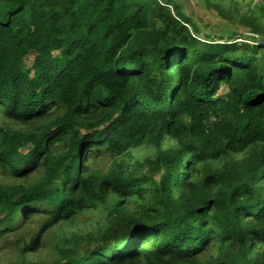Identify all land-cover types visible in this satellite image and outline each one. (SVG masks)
Wrapping results in <instances>:
<instances>
[{"label":"trees","instance_id":"1","mask_svg":"<svg viewBox=\"0 0 264 264\" xmlns=\"http://www.w3.org/2000/svg\"><path fill=\"white\" fill-rule=\"evenodd\" d=\"M241 1L204 0L253 37L224 42L166 0H0L6 264H264V0Z\"/></svg>","mask_w":264,"mask_h":264},{"label":"rangeland","instance_id":"2","mask_svg":"<svg viewBox=\"0 0 264 264\" xmlns=\"http://www.w3.org/2000/svg\"><path fill=\"white\" fill-rule=\"evenodd\" d=\"M170 2H174L179 5L182 14L189 20L192 21L193 25L198 30V37L204 40L217 41L223 40L224 42L231 41V36L236 40L249 39L252 37L251 34L247 32V29L243 26H235L237 29V34L233 31V34H225L224 26L227 23L226 19L217 13V11L209 7L204 0H166ZM243 5L246 7V4L250 2V0L241 1ZM260 0H253L252 4L259 3ZM242 5V6H243ZM247 8L244 9V12ZM243 12V13H244ZM229 24V23H227ZM232 25H230V30H236ZM241 35V37H239ZM253 38V37H252ZM251 41V40H250ZM32 63V58L29 60L28 65ZM226 93V89L223 91V94ZM133 155L137 159H143L146 157H151L152 152L148 147H142L140 149H136L133 151ZM105 218L102 216V212L96 211L95 213H86L83 217H80L79 220L72 225L65 228H55L48 232L45 236V240L43 241V248L40 250L38 256L40 260L48 261L53 258V248L54 244L58 243L59 237L62 235L61 233L65 231V233L70 234L72 232H87L93 230L97 227L98 223H103ZM64 238V237H63ZM6 255L1 256L0 264H6L7 260L9 263L13 261L16 262L17 254L15 253H6ZM34 257L32 260H34ZM39 261V260H37Z\"/></svg>","mask_w":264,"mask_h":264}]
</instances>
